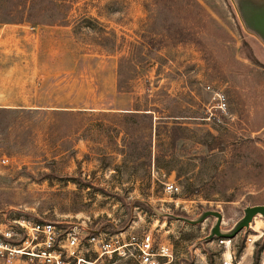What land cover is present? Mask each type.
<instances>
[{
	"label": "rangeland",
	"instance_id": "374dc122",
	"mask_svg": "<svg viewBox=\"0 0 264 264\" xmlns=\"http://www.w3.org/2000/svg\"><path fill=\"white\" fill-rule=\"evenodd\" d=\"M63 4L36 12L42 23H0V229L24 217L124 241L149 231L171 248L159 264H258L261 215L227 246L206 238L213 216H176L216 209L230 231L264 204V41L243 18L264 0ZM138 41L144 58L118 91V59ZM133 101L149 113L122 112ZM125 250L97 263L135 264Z\"/></svg>",
	"mask_w": 264,
	"mask_h": 264
},
{
	"label": "built area",
	"instance_id": "2783aa9c",
	"mask_svg": "<svg viewBox=\"0 0 264 264\" xmlns=\"http://www.w3.org/2000/svg\"><path fill=\"white\" fill-rule=\"evenodd\" d=\"M212 90L214 107L223 111L226 97L222 90ZM162 191L169 195L179 191L176 183L170 180L162 182ZM16 229L4 226L0 229V264H100L97 260H108L113 255L119 257L126 254L127 247L134 252L130 255L135 264H159L156 256L169 257L171 248L167 242L156 240L149 231L132 234L126 241L117 237L106 236L101 232L79 233L72 228L61 229L53 221H34L28 218L16 219ZM255 238L247 237L253 243ZM218 244L228 245L229 239L214 237ZM91 247L94 256L84 255ZM230 260L223 259V263ZM108 264V263H102ZM264 264V243L259 249V263Z\"/></svg>",
	"mask_w": 264,
	"mask_h": 264
},
{
	"label": "trees",
	"instance_id": "16d2710c",
	"mask_svg": "<svg viewBox=\"0 0 264 264\" xmlns=\"http://www.w3.org/2000/svg\"><path fill=\"white\" fill-rule=\"evenodd\" d=\"M64 1L67 0H0V23H11L21 20H26L31 25L42 23V17L40 15H35V13L48 9L52 5L61 7L64 5ZM143 47L144 44L141 41L132 42L129 54L119 57L116 80V89L118 91L129 90V86L124 85L122 82H126L128 77L131 76L128 72L134 69L136 62L144 58ZM148 109L151 108L141 107L136 101H133L132 105L122 112L133 114L149 113L148 111L150 110Z\"/></svg>",
	"mask_w": 264,
	"mask_h": 264
},
{
	"label": "water",
	"instance_id": "95a60500",
	"mask_svg": "<svg viewBox=\"0 0 264 264\" xmlns=\"http://www.w3.org/2000/svg\"><path fill=\"white\" fill-rule=\"evenodd\" d=\"M245 23L254 31H256L264 41V7L257 6L252 8H245L243 15ZM256 214L264 218V204H252L243 207V213L239 219L234 223L230 231H223L220 228L221 213L216 209H205L200 215L194 219H189L183 216H176L182 220L190 223H196L203 220L206 216H213L214 222L210 226L209 232L206 235L207 239L214 237L230 238L242 227L248 225L249 221Z\"/></svg>",
	"mask_w": 264,
	"mask_h": 264
}]
</instances>
